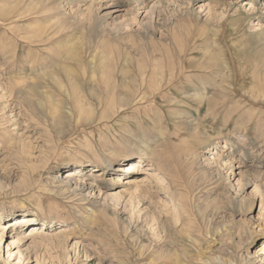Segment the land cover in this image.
<instances>
[{"label":"rangeland","instance_id":"374dc122","mask_svg":"<svg viewBox=\"0 0 264 264\" xmlns=\"http://www.w3.org/2000/svg\"><path fill=\"white\" fill-rule=\"evenodd\" d=\"M17 1L0 0V13ZM28 3L16 6L11 20L0 15V54L15 50L13 72L27 75L15 78L20 86H26L33 63L35 76L66 68L74 88L67 99L62 87L42 79L31 105L8 95L0 102V204L13 207L0 210L1 249L12 237L1 227L18 229L25 214L19 204L33 193L46 195L87 166L99 171V180L89 200H44L54 222H38L53 235L56 223L67 219L65 250L44 247L28 262L16 256L10 264H204L216 258L242 264L249 251L263 261L264 0ZM70 48L81 50L80 62L67 59ZM151 59L162 63L158 84L149 76L141 85L136 67ZM167 67L180 76L159 83V69ZM158 129L184 156L179 182L170 184L174 202L157 189L160 175L148 170V161L133 175L104 169L108 162L116 167L137 161L141 140ZM15 141L20 147H13ZM188 153L195 156L189 174L182 160ZM118 176L121 181L113 183ZM133 179L152 195H133L127 182ZM108 193L120 195L119 206L104 204ZM187 232L198 246L183 254L177 238Z\"/></svg>","mask_w":264,"mask_h":264},{"label":"bare ground","instance_id":"6f19581e","mask_svg":"<svg viewBox=\"0 0 264 264\" xmlns=\"http://www.w3.org/2000/svg\"><path fill=\"white\" fill-rule=\"evenodd\" d=\"M28 1H29L28 5H31L34 0L33 1L28 0ZM22 2H23V0L20 2L17 1L14 5H10L11 7L8 9V11L0 13V15L3 17V20H11L10 15H11L12 11L15 9L16 6H18ZM6 46L10 47L9 43ZM9 49L10 48H8V50H5V51H3V49H2L1 50L2 52L0 54V63H1L0 68L3 69V72H5V77H6V79H3V81L0 80V102L2 100L3 104H5L4 102L6 101V98H7L6 96L8 95V97H10V98L13 96L14 98L18 99L22 104H24L26 106L31 105L33 103V99H34L33 97H35V95H39V88L42 89L40 86V83H39V81L42 79L44 81L52 82V83L56 84L58 87H62V89H64L63 90L64 95L66 94V96H68L67 99L71 96L70 89L73 92L72 89L74 87H72V84L70 81V80H72V78H70V72L66 68H63L62 70H60L64 74L63 77H64V80H66L65 82H67L66 85H64V83H63L64 81L59 80L60 74H62L61 72L59 74V71L57 73H56V71H54V73L45 74L44 76H40V75L35 76V74L33 72V67H32L33 63H30L31 64L30 65L31 73L30 74L28 73V77H27L28 81H26V86H20L21 83L17 82L18 80H15V78H24L27 75L24 74V72H22L21 69H17L18 70L17 72H13V71H15V69H13V67L16 64V56H15L16 52H15V50L10 52ZM70 50H73V49L70 48ZM70 50L66 54L67 59L75 60L76 62H80V57H81L80 51L81 50L80 51H75V50L70 51ZM81 55H82V53H81ZM159 64H162V63L158 62L157 60L151 59L148 61V63L146 65L142 64L143 66L141 65L139 68L136 67V69H138L137 72L139 73V76H140L141 81H142L141 85L143 84V82L145 84L144 80L149 76H150L149 80H151V78H152V80L154 78H156L157 72H158L157 67H159ZM6 66H7V68L5 69ZM168 67H167V69H168L167 71L166 70L164 71V68L159 69V71L160 70L162 71V72L160 71L161 72L160 76H159L160 78L158 79L159 83L166 81L167 84H170L171 82H173L179 78L180 73L174 72V70L176 68L171 67L169 69ZM122 71H121V73H122L123 79L127 78V71H125V70L123 72ZM17 73L21 74L22 76L19 75L20 77H16ZM57 74H59V75H57ZM134 77L133 78L129 77V79L132 81V84H133V82H136L135 80H133V79H135ZM139 82H140V80H139ZM19 83H20V85H19ZM136 83H138V82H136ZM153 83L158 84L155 82V79H154ZM68 84H69L70 88H69ZM73 85H75V84H73ZM150 85H153V84H150ZM159 85H161V84H159ZM25 88H27V91L25 90ZM261 95H262V93H261ZM44 96L46 97V95H44ZM130 97H132V96H130ZM142 99H144V98H142ZM38 101L41 103H44L40 100H38ZM114 101H115V99H114ZM46 104L47 103H45V105ZM80 117H81V114H80ZM145 133H147V132H145ZM153 133H154V131H153ZM164 133H163L162 129H158V130H156V132L154 133V135L152 137H150L152 134L151 135L149 134L150 135L149 138H146V139L144 138L145 140H143V142L141 140L140 143L142 145V149H139V151H138L139 154L137 157V161L134 160V161H131L130 163H128L126 165H118L116 167L113 166V164L111 162H108L107 164H105L104 169H109V170L111 169L114 172L123 171V172L130 173L133 175L134 173H138L139 171L141 172V170H143L141 168V165H140L141 163L148 161L150 163V167H149L150 169H148V170H155L158 172V175H160V177H158V179H156L157 180V182H156L157 189L165 192L170 197V200H172L173 202L177 201L176 200L177 198L173 194L174 192H172V190H171L173 188V186L171 188L170 184H171V181L172 182L173 181L179 182L177 180L179 178H178L176 170L178 169L179 163L181 161V157L183 156V152L179 151L175 147L174 144L168 142V141H170V140H168V137L170 136V134H169V136L166 137V135H168V133H166V134H164ZM10 145H13V142H11ZM15 146H18L17 141H15L13 147H15ZM18 147H20V146H18ZM194 157H195L194 154L188 153V154H185V159L184 158L182 159V160H185V163L187 164V173L188 174L191 173V171L194 167V163H195ZM95 173H99V171H95L94 167L89 168L87 166V167L79 168V169L75 170L73 172V174H70V175L68 174L63 179L61 178L62 180L58 181V185L56 187H54L52 189H48V192H52L53 194H49L48 192H46L48 195L47 194L42 195L41 193H38V194L33 193L31 198L26 201L27 203L19 204V206H21L22 208L25 209V214L20 221V225H19L18 229L15 230L13 228V226H11L9 224H4V226L1 227L2 233L5 231V229L12 230V237L10 238L8 244L3 249H1V247H0V249L2 250V251L0 250V264H10L11 258H13V257L15 258L16 256H18V258H17L18 260L20 258H22L23 260H26L28 262L31 258L38 257L40 251L44 247L49 248V246H50L51 248H61V249L65 250L67 245H68V242H69V237L67 236L66 231L64 229L65 227H67V224H68L67 219L66 218L62 219L61 221L56 223V224H59L60 227L54 229L57 231V233H55L53 235H49L47 228H44L38 222L39 221L38 217H43L47 220H50V222H54V220L51 216V213L47 214L46 211L44 210V204H45L44 200L46 201V203L50 204V203H53L57 197H62V199L65 201L64 203L70 202L72 200H76V201L81 202V201L91 199V196L89 194V190L92 189V191H93L96 187L95 188L92 187V184L95 181L99 180V178L96 177L97 175H95ZM142 174L144 175L146 173L143 172ZM153 177H154V175H153ZM115 181H117V182L121 181L119 179V176L113 178L112 182L115 183ZM127 182L129 183L130 190L133 189V192H134L133 195H135L136 192H138L139 196L140 195L141 196H151L152 195V194H150L151 192H149L150 190L148 188H146L148 185L146 187H144V186H142L143 185L142 183H139L140 181L138 182L134 179L129 180ZM141 182H142V180H141ZM166 182H168L169 185H167ZM172 185H173V183H172ZM123 192H125V191H123ZM131 194H132V191H131ZM42 196L44 197V199H42ZM119 197H120V195L118 196L115 193H113V194L108 193V194H106V196L103 200L104 204L106 201H109L110 203H113V206L114 205H115V207L119 206V204H120V198ZM178 204L179 205H177V207L180 206V203H178ZM8 205H9V203H6L5 201H3V203L0 204L1 212L6 211L7 209L13 208L12 205L7 207ZM31 206H33V208ZM69 208L73 209V207L71 205H69ZM75 212H77V211H75ZM14 214L15 213L8 215V220H9V218L10 219L13 218ZM249 235L251 236V234H249ZM177 239H178L177 241L179 242L180 246L183 248V254H186V252H187L186 249L196 248L198 246V240L195 238V236H193V234L191 232H187L186 238L179 237ZM0 244H1V240H0ZM3 253L6 255L5 258L2 255ZM248 256L249 257L245 258L244 262L242 264H264L263 259H262L263 261H260L259 263H257L255 260L254 254L251 253L250 251L248 252ZM239 257H240V255H239ZM227 262L228 261L224 262L222 259L216 258L215 262H212V263L208 262V263H204V264H233V263H227ZM20 263L21 262L18 261L17 264H20Z\"/></svg>","mask_w":264,"mask_h":264}]
</instances>
